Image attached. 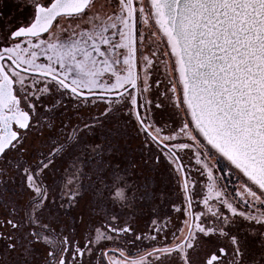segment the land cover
Listing matches in <instances>:
<instances>
[{
  "label": "rangeland",
  "instance_id": "rangeland-1",
  "mask_svg": "<svg viewBox=\"0 0 264 264\" xmlns=\"http://www.w3.org/2000/svg\"><path fill=\"white\" fill-rule=\"evenodd\" d=\"M129 5L130 1L126 0H94L83 15L59 20L50 33L55 41L51 47H44L40 56L48 58L54 70L83 90L123 89L133 79ZM135 8L140 41L137 43L140 112L153 133L179 155L193 194L192 201L198 209L197 230L206 238L211 236L227 243L237 252L236 264H264V193L240 172L241 176L235 175V168L196 132L182 101L173 58L165 38L154 26L147 0H140ZM110 28L115 37L118 28L119 36L115 39L118 47L102 55L99 43L108 39L105 34ZM69 42L74 45L67 46ZM38 85L39 88L30 87L28 91L35 101L33 123L15 151L22 152L29 169L38 166L47 176V182L57 179L55 169H69L71 198H79L86 190L87 197L80 201L72 199L70 204L71 211L85 216L81 224L71 225L76 235L83 237L86 227H90L88 217H120L123 224L138 229L147 217L143 213L146 200L141 196L148 190L154 196L146 202L169 201L175 195L182 199L183 195L178 193L179 187H183L179 164L172 153L147 136L138 122L133 90L122 99H88L69 92L56 81L43 80ZM63 147L68 156L49 161L65 168L52 164L40 166L41 162L48 161L47 154L62 151ZM81 154L86 155L84 168L79 163ZM68 158H71L70 165ZM48 169H54L53 173ZM81 169L87 177L79 182ZM52 175L54 179L49 178ZM15 179L21 186L19 211L25 214L26 207L37 196V189H33L29 174L25 183H21L22 173H16ZM95 191L100 195L92 198ZM61 207L52 201L46 212L41 204L32 212L39 219L45 216L60 228L65 225H57L53 220L64 216L65 210ZM177 212L180 211L177 209ZM167 223L170 228L177 226L173 219ZM180 225L186 227L187 221ZM47 227L46 223L44 229ZM90 228L96 233L92 236L91 251L98 238H103V230H108L102 224ZM167 239L165 233L154 242Z\"/></svg>",
  "mask_w": 264,
  "mask_h": 264
},
{
  "label": "flooded vegetation",
  "instance_id": "flooded-vegetation-1",
  "mask_svg": "<svg viewBox=\"0 0 264 264\" xmlns=\"http://www.w3.org/2000/svg\"><path fill=\"white\" fill-rule=\"evenodd\" d=\"M86 1L51 0L47 9L51 7V13L58 12V15L46 31L47 35H33L35 39L30 35L23 40L8 39L6 42L11 47L2 53L9 57L11 63L5 61L0 64V264H236L238 261L237 252L232 250L227 243L216 241L211 236L206 238L207 236L197 230L198 209L192 201L193 194L190 187L188 186L186 190L184 185L179 187L180 190L178 191L183 195L182 199L180 195L179 198L175 195L172 200L151 203L150 201L146 202L154 196L151 194V190L144 192L141 198L144 197L146 200L143 202L145 209L143 213L147 217L144 218L138 229L131 224H123L120 217L113 219L108 216L88 217L87 223L90 227L102 224L108 230H103V238L99 237L98 243L90 251L92 236L96 235L94 230L86 227L83 237L82 234L79 237L75 233L76 229L71 227V225L84 222L85 216L74 210L71 211L70 204L72 201H80V199L87 197L86 190L79 198L74 199V196L71 198L68 191L70 185L69 169H55V171L48 169V172L53 173L54 171L58 177L47 182V176L37 168L38 166L34 165V169H29V164L26 163L22 152L15 151L22 143L25 132L30 129L36 111L35 101L31 99V95H28L29 88H39L38 82L43 80L60 83L48 75L32 73L28 70L53 74L68 82L71 80L63 75L66 77L65 79L54 70L53 63H49L48 58L44 59V56L40 55L44 53V47H51L52 41H55L50 33L59 20L78 17L86 13L94 0H89L82 10L77 13L74 12ZM24 2H29V0H24ZM31 2L42 5L45 0H31ZM147 4L150 10L148 0ZM130 5L129 14L132 25ZM40 10L43 12L46 9ZM149 14L154 23L151 10ZM31 20L32 12L26 10L22 13L18 12L15 19L12 20V24L19 26L22 22L28 24ZM154 26L156 28L155 23ZM7 35V29L0 30V42H3V38ZM112 36L115 37L114 34ZM58 41L60 40L58 39ZM72 45L71 42L67 44V46ZM165 143L168 144V142ZM67 144L68 142L65 145ZM64 148L62 151L54 152L51 155L47 154L48 161L41 162L40 166L52 164L54 167L65 168V165H58L56 162L51 163L49 161H56L55 159L58 157H67L68 154L64 152ZM101 160L102 158H100V165ZM70 163L71 158H68L67 164L70 165ZM73 163L75 162L73 161ZM79 163H83L82 168H84L86 164L85 154L80 155ZM100 169L101 167L97 169L98 174ZM234 171L236 172L235 175L239 174L236 169ZM81 172L79 182L87 177L84 169ZM16 173L24 175L21 183L27 182L28 174L31 175L33 189H37V196L26 207L25 214H21L19 211L21 186L16 184ZM239 175L241 176V174ZM49 178L54 179V175ZM149 188L153 189L152 187ZM97 195H100L99 191H95L92 198ZM161 196L164 197L165 195ZM94 200L96 202L99 199ZM52 201L54 204H61V208L64 207L65 210L64 216L58 217L53 222L65 226L56 228L54 223L45 216L43 219L34 216L32 209L36 205L41 204L44 212H46L49 208V202ZM177 209L180 212H177ZM170 219L174 220V224L177 225L176 228H170L167 223V220ZM182 221H187L184 228L180 225ZM46 223L48 227L44 229ZM165 233L168 234L166 241L154 242L160 240ZM221 249H226L227 253L221 254Z\"/></svg>",
  "mask_w": 264,
  "mask_h": 264
},
{
  "label": "water",
  "instance_id": "water-1",
  "mask_svg": "<svg viewBox=\"0 0 264 264\" xmlns=\"http://www.w3.org/2000/svg\"><path fill=\"white\" fill-rule=\"evenodd\" d=\"M154 23L160 34L165 38L170 55L173 58L175 72L181 87L182 101L187 110L191 123L202 138V140L212 148L220 157L225 159L231 166L240 172L249 182L264 193V48L253 47L250 41H256L260 33L264 32V0H241L248 13L261 20V24L255 29V35L248 34L242 40V44L248 45V52L252 55L254 64L249 65V71L253 73L248 76L243 85L236 81L240 87L249 85L247 93H235L236 99L229 94L222 100L218 91V84L215 79H210L204 71L207 57L197 52L192 54L188 49V44L195 47V26L192 25L190 17H185L188 23L183 25L185 33L189 29L193 32V37L183 44L173 35L169 26L168 17L165 15L160 0H148ZM87 0L79 9L82 10L87 4ZM229 0H224L228 3ZM132 12L131 43H132V67L133 79L130 85L116 92L84 91L75 87L70 82L53 74L28 70L32 73L48 75L62 83L68 90L81 98L106 97L117 98L130 90L134 91V108L138 122L157 144L168 150L176 158L185 189H188L185 168L177 153L164 141L158 138L144 122L139 111V90H138V63H137V18L133 0H130ZM255 6V7H254ZM51 8V7H50ZM46 9L43 13L40 9L36 21L25 31L31 33L30 36L39 35L46 32L57 17L58 12L51 13L52 9ZM57 9V7H56ZM241 21L246 20V15L240 16ZM38 21V23H37ZM201 45L205 41L199 42ZM236 59V57H233ZM246 56L244 60L246 61ZM243 62V61H242ZM199 73L200 79H197ZM258 93V95H257ZM244 95L246 98L241 99Z\"/></svg>",
  "mask_w": 264,
  "mask_h": 264
},
{
  "label": "snow or ice",
  "instance_id": "snow-or-ice-1",
  "mask_svg": "<svg viewBox=\"0 0 264 264\" xmlns=\"http://www.w3.org/2000/svg\"><path fill=\"white\" fill-rule=\"evenodd\" d=\"M139 2L140 0H133V5L139 4ZM50 4L51 0H45L42 5L34 4L31 0L29 2H24V0H0V30H8V35L3 38V42H0V64L5 61L11 63L9 57L2 54L11 47L6 41L8 39L23 40L26 36L31 35L25 30L31 26L33 21H36L37 9H47ZM159 6H162L165 15L168 17L173 35L181 41L182 46L193 37L191 28L187 34L183 28V25L188 23L185 17L191 18L192 25L195 26L193 43L196 46L192 47V44H188L185 54L187 55V51L190 50L193 55L199 52L202 56L207 57L204 71L210 79L217 81L222 100L229 94L233 95L235 100V93H247V87H255L251 82L245 87L235 84L236 81H239V84L243 85L248 76L253 74L249 71V65L254 64V60L248 52V45L241 42L249 33L255 35L256 27L262 23L254 13L247 12L241 0H229L228 3H224V0H160ZM26 10H31L32 20L28 24L22 22L19 26L12 24V20L15 19L17 13ZM241 15H246L247 19L241 21ZM5 21L7 23H4ZM112 33L113 29H108L105 34L108 39L99 43L102 55L110 49L115 50L118 47L115 43V39L119 36L118 28L116 37H113ZM40 35L46 36L47 32H42ZM33 39H35L34 36ZM201 40L205 41L203 45L199 43ZM139 42L137 40L138 44ZM249 43L253 47L264 48V32L260 33L258 40ZM261 54L264 55V52H261ZM246 56L248 59L245 61ZM233 57H236V59H233ZM5 70L7 71V68ZM197 79H200L199 73ZM240 98L244 99L246 97L241 95ZM233 242L237 245L239 251L235 237H233ZM220 251L221 254L227 253L226 249Z\"/></svg>",
  "mask_w": 264,
  "mask_h": 264
},
{
  "label": "trees",
  "instance_id": "trees-1",
  "mask_svg": "<svg viewBox=\"0 0 264 264\" xmlns=\"http://www.w3.org/2000/svg\"><path fill=\"white\" fill-rule=\"evenodd\" d=\"M128 93V92H127ZM126 93V94H127ZM126 94H124V95H122V96H120V97H117V98H112V99H119V98H123V97H125L126 96ZM139 111H140V107H139ZM140 114H141V112H140ZM142 116V115H141ZM144 120V119H143ZM145 121V120H144ZM146 122V121H145ZM150 128V127H149ZM150 130L152 131V132H154L151 128H150ZM148 136V135H147ZM149 137V136H148ZM158 137V136H157Z\"/></svg>",
  "mask_w": 264,
  "mask_h": 264
},
{
  "label": "bare ground",
  "instance_id": "bare-ground-1",
  "mask_svg": "<svg viewBox=\"0 0 264 264\" xmlns=\"http://www.w3.org/2000/svg\"><path fill=\"white\" fill-rule=\"evenodd\" d=\"M184 185V184H183Z\"/></svg>",
  "mask_w": 264,
  "mask_h": 264
}]
</instances>
